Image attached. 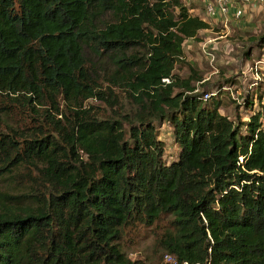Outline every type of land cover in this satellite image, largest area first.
<instances>
[{"label": "trees", "instance_id": "obj_1", "mask_svg": "<svg viewBox=\"0 0 264 264\" xmlns=\"http://www.w3.org/2000/svg\"><path fill=\"white\" fill-rule=\"evenodd\" d=\"M208 27L181 0H0V264H144L125 230L163 218L172 264H264V111L235 121L175 72Z\"/></svg>", "mask_w": 264, "mask_h": 264}, {"label": "rangeland", "instance_id": "obj_2", "mask_svg": "<svg viewBox=\"0 0 264 264\" xmlns=\"http://www.w3.org/2000/svg\"><path fill=\"white\" fill-rule=\"evenodd\" d=\"M189 7L192 14L199 15L209 24L207 29L198 32L196 38L187 39L183 44V62L176 64L175 72L186 77L193 69L202 80L194 82L198 92L208 95L216 93L207 102L219 100V112L237 121L248 119L249 112L262 108V100L256 99L255 81L257 77L253 71V60L264 58V41L259 37L264 34V2L261 4L244 5L243 13L238 18L229 15L209 16L205 11L204 0H181ZM85 54L91 63L95 64L97 74L102 82L111 71L109 60L95 56L85 49ZM251 50L245 57L243 52ZM230 79L226 82V79ZM264 78V75L262 76ZM102 86H106L103 83ZM258 89V87H257ZM255 93L250 107L242 105L246 94ZM120 100L125 102L123 91H118ZM88 103L102 106L97 99H90ZM101 109V108H100ZM3 127L0 126V129ZM170 124L163 122L158 128V137L164 143L163 160L166 163L177 157L178 146L173 139ZM168 226V220L163 218L157 227L139 225L127 228L121 241L122 247L132 260H141L144 264H172L174 257L165 253L157 246L156 237Z\"/></svg>", "mask_w": 264, "mask_h": 264}, {"label": "built area", "instance_id": "obj_3", "mask_svg": "<svg viewBox=\"0 0 264 264\" xmlns=\"http://www.w3.org/2000/svg\"><path fill=\"white\" fill-rule=\"evenodd\" d=\"M205 1V11L209 16L221 15L227 18L232 15L234 18H238L243 13L244 5L246 4H261L264 0H204ZM253 71L257 77L254 82L255 86H258L263 80L264 75V58L259 57L253 60ZM163 81L169 82L168 78H164ZM207 97L208 93H204ZM262 105L264 107V94L262 97ZM264 111V109H263ZM261 122L264 125V113L261 117ZM242 159L241 157L239 158Z\"/></svg>", "mask_w": 264, "mask_h": 264}]
</instances>
